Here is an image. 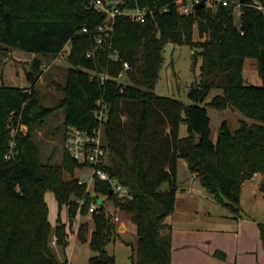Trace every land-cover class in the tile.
<instances>
[{
	"label": "trees",
	"instance_id": "trees-1",
	"mask_svg": "<svg viewBox=\"0 0 264 264\" xmlns=\"http://www.w3.org/2000/svg\"><path fill=\"white\" fill-rule=\"evenodd\" d=\"M176 1L125 0L122 8L148 10L144 20L118 15L114 22L113 45L122 61L131 65L127 71L131 83L108 79L101 85L88 70L108 63L107 51L97 47L95 40L97 27L107 14L96 10L91 0H0V52L13 47L54 57L70 46V66L62 87L65 95L55 108L42 104L36 87L44 73L42 57H34L25 72L29 86L0 84V264H68L67 259L56 258L51 236L66 248L67 227L79 207L88 212L100 197L113 200L136 226L129 264H171L172 226L165 220L175 207L180 158L235 214L240 211L242 182L257 172L264 178V12L252 6V0H241L236 24L233 6L220 5L216 11L195 7L194 14L185 15L179 13ZM196 25L206 39L193 38ZM169 42L201 49L193 55L199 54L202 63L188 92L191 104L154 92ZM91 49H96L95 56L88 57ZM247 58L256 59L261 85L245 83ZM122 61L109 69L111 75H118ZM214 88L223 93L215 95L210 104L219 109L234 107L257 122L242 119L232 131L224 121L213 140L210 117L201 103ZM100 98L109 106L103 123L94 114ZM61 108L65 109V135L70 127L90 132L102 127L108 150L104 168L129 188L130 198L110 193L111 183L97 177L93 197L87 183L73 178L74 170L82 166L66 149L62 165L40 161L34 127ZM18 122L28 125V133H17V154L5 159L9 126ZM182 124L185 136H180ZM65 171L71 175L68 180ZM166 182L169 188L164 190ZM260 186L264 192V182ZM48 190L60 206L68 205L69 224L59 218L52 226L45 200ZM92 223L90 238L88 225L78 233L97 252L87 264H117L115 255L106 249L117 226L106 215L104 201L92 212Z\"/></svg>",
	"mask_w": 264,
	"mask_h": 264
},
{
	"label": "rangeland",
	"instance_id": "rangeland-1",
	"mask_svg": "<svg viewBox=\"0 0 264 264\" xmlns=\"http://www.w3.org/2000/svg\"><path fill=\"white\" fill-rule=\"evenodd\" d=\"M202 0H199V2ZM206 7L212 8L216 11L220 5H223L222 0H205ZM233 6L234 19L236 24L239 23L241 8L238 5L241 0H229ZM264 6V0H258ZM191 6V13L185 14L182 12V6H180L179 13L189 15L194 14L195 0L188 3ZM226 6V5H225ZM193 38L198 41H202L207 38L200 36L197 30V25L194 28ZM113 50H116L113 41L111 45ZM70 46L66 45L62 51L54 57H42L32 52L15 49L13 47H7L0 52V84L14 86H29L25 72L30 67V63L34 57H42L45 64L44 73L40 77L36 87L41 95L42 104L47 107H56L65 93L62 89L66 81L67 68L70 66L67 56L69 54ZM200 48H195L191 44H175L167 43L164 51V62L159 72V76L156 82L154 92L160 96L175 98L185 104H191L188 92L191 85L199 77L201 69L202 58L198 54L195 56V51H200ZM63 54L60 57V54ZM243 75L246 84L261 85L262 79L258 73L257 61L255 58H247L245 60ZM123 84L131 83L127 73L119 79ZM223 90L214 88L206 96L204 102L201 104L207 108L208 115L210 117V126L212 129V139L217 138L221 124L226 121L229 128L234 131L240 126V121L245 119L249 124L257 122L255 119L246 117L240 110L234 107H226L219 109L210 104L213 97L217 94H222ZM64 118L65 109H57L47 115L44 122L37 124L34 127L33 138L39 150V159L42 163H48L52 165H62L65 159V131H64ZM125 119V117H124ZM29 130L28 125H23V134H27ZM186 134V126L181 125V135ZM103 135V130H102ZM71 175L64 172V178L70 179ZM73 178H79L82 182L85 179L87 183V191L92 196H96L97 193L93 191L94 179H92L91 169L88 167H78L74 170ZM164 190L169 188L168 183L162 185ZM105 198V197H104ZM45 200L48 205V219L52 226L55 227L58 219L69 224V215L67 207L68 205L60 206L53 191L48 190L45 193ZM80 203L83 199L79 200ZM258 212L260 215L264 213V196L260 195ZM105 213L110 217V221L117 226L115 234L111 240L106 244V249L115 255L117 264H129L131 261V255L134 252L136 245V230H134L130 224L131 218L126 212H124L119 206L115 204L113 200H108L105 203ZM78 218L74 219L72 228L68 225L69 233L77 234L80 229L88 225L89 232L87 236H90V228H93L92 212H82V209H78ZM118 217V219H116ZM124 223L126 226L120 228V224ZM75 229V230H73ZM72 233L68 239V245L66 248L54 244L53 240L56 239L52 234V250L59 261L68 260V264H87L89 258L97 254L91 246L89 240L81 241L72 238Z\"/></svg>",
	"mask_w": 264,
	"mask_h": 264
},
{
	"label": "crops",
	"instance_id": "crops-1",
	"mask_svg": "<svg viewBox=\"0 0 264 264\" xmlns=\"http://www.w3.org/2000/svg\"><path fill=\"white\" fill-rule=\"evenodd\" d=\"M262 179L257 172L242 182L240 211L235 214L202 185L186 160L180 158L175 207L165 220L172 226L171 264H264V213L258 212L260 195L264 196ZM130 224L136 230L132 221ZM125 226L121 223L119 227ZM92 231L91 227L89 238ZM71 236L78 239L75 233ZM53 243L57 244L55 239Z\"/></svg>",
	"mask_w": 264,
	"mask_h": 264
},
{
	"label": "built area",
	"instance_id": "built-area-1",
	"mask_svg": "<svg viewBox=\"0 0 264 264\" xmlns=\"http://www.w3.org/2000/svg\"><path fill=\"white\" fill-rule=\"evenodd\" d=\"M191 1L192 0H177L176 3L178 10H180V6H182L183 13H191V6L188 4ZM198 2L199 0H195V6L193 8L196 7ZM124 3L125 0H91V4L96 10L107 14L106 20L97 27L95 40L97 47H101L107 51L108 63L88 70L90 77L97 78L101 85H104L108 79L119 81L124 73H127V71L131 69L130 63L122 61L119 52L113 50L111 47L115 18L118 15H125L132 20L141 21L145 19V16L148 13L147 8H141L139 6L122 8L121 5ZM222 3L226 6L231 5L229 0H222ZM250 4L264 12V6L258 0H252V3ZM238 5L241 6V2ZM83 31H86V28H84ZM95 50L96 49L89 50L87 56H95ZM62 55L63 54L61 53L60 57H62ZM118 61H122L121 70L117 76L111 75L109 69L114 67ZM43 66L45 67V64ZM97 104L98 107L95 109L94 114L98 120L103 123L107 120L109 106L102 98L98 100ZM23 125L25 126V124L18 122L17 124H11L9 126L10 141L8 151L4 155L5 159H10L17 154L16 135L20 131L23 132ZM102 137V127L96 128L91 132L77 127H70L65 136V149L82 167H88L91 169L92 179L97 177L101 180L109 181L111 183L112 191L118 197L130 198L131 194L129 188L112 178L104 168L108 156V150L103 144ZM82 182L88 183L85 179H83ZM98 204V202H92L90 205V211L93 212ZM116 219H118V217H116Z\"/></svg>",
	"mask_w": 264,
	"mask_h": 264
},
{
	"label": "water",
	"instance_id": "water-1",
	"mask_svg": "<svg viewBox=\"0 0 264 264\" xmlns=\"http://www.w3.org/2000/svg\"><path fill=\"white\" fill-rule=\"evenodd\" d=\"M205 4H206V1L205 0H202V1H200V2H198L197 4H196V8L197 9H199V8H201V7H204L205 6ZM77 70H81V68L80 67H77ZM264 182V178L262 179V183ZM113 191H112V189L110 190V193H112ZM98 203L100 204V203H102V199L101 198H99L98 199Z\"/></svg>",
	"mask_w": 264,
	"mask_h": 264
}]
</instances>
